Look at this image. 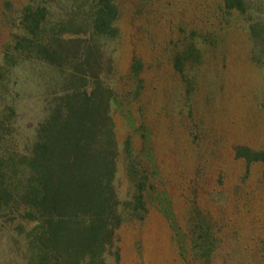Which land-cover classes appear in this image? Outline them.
Segmentation results:
<instances>
[{
    "label": "rangeland",
    "instance_id": "374dc122",
    "mask_svg": "<svg viewBox=\"0 0 264 264\" xmlns=\"http://www.w3.org/2000/svg\"><path fill=\"white\" fill-rule=\"evenodd\" d=\"M98 1L0 0V67L25 7L48 6L41 32L48 40L54 22L88 14L90 23ZM113 2L117 33L93 41L86 56L95 69L85 85L89 92L97 82L110 96L122 223L106 264H264V163L237 154L264 150V0H241L243 12L224 0ZM91 33L89 25L64 36L85 40L79 59ZM16 71L0 83V105L14 87L13 128L25 136L58 90L57 76L38 60ZM80 110L92 152L82 150V188L70 203L98 200L91 178L109 170L100 161L102 135L90 132L101 107L87 102ZM139 192L143 209L134 208ZM2 228L0 264H25L23 238Z\"/></svg>",
    "mask_w": 264,
    "mask_h": 264
},
{
    "label": "trees",
    "instance_id": "16d2710c",
    "mask_svg": "<svg viewBox=\"0 0 264 264\" xmlns=\"http://www.w3.org/2000/svg\"><path fill=\"white\" fill-rule=\"evenodd\" d=\"M224 2L228 9L244 10L241 0ZM48 10L42 3L24 8L17 25L19 31L6 45L0 67V83L6 85L10 78L8 73H17L26 62L42 61L56 72L58 85V90L45 100L43 118L25 136L20 135L18 125L13 128L18 120L17 90L13 87L11 95L1 100L0 227L23 238L28 256L25 264H106V254L122 223L120 200L113 183L116 151L108 113L110 96L104 95L97 82L89 92L85 88L95 69L90 68L86 53L99 38L116 35L117 27L113 22L118 11L113 0H99L90 23L88 14L79 22L68 19L54 22L49 27L47 40L41 32L49 23L46 20ZM89 25L91 42L85 45L84 56L79 59L77 52L85 40L64 36L85 33ZM87 102L101 107L102 114L97 117L99 123L91 119L95 129L90 132L97 129L98 134H93L102 135L107 155L100 161L101 165L107 164L109 170L91 178L93 184L100 185V195H95L99 196L98 200L88 197L84 202L70 203L69 197L77 199L76 191L82 188L77 183L84 178L81 176L83 167L82 170L78 168L82 150L92 152L90 147L84 148L88 142L84 135L87 133L79 124L85 116L80 109ZM73 118L78 122H72ZM246 150L244 154H237L245 156L248 162L264 163V150ZM103 192L106 193L104 202ZM136 203L135 209L144 208L140 192ZM115 256L119 258L118 251Z\"/></svg>",
    "mask_w": 264,
    "mask_h": 264
}]
</instances>
